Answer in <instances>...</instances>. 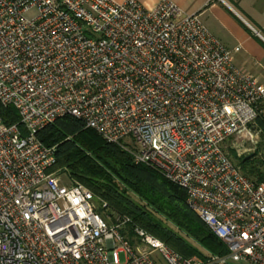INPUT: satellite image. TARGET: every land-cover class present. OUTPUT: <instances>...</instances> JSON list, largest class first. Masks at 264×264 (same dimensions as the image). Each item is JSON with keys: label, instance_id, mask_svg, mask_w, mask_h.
I'll return each instance as SVG.
<instances>
[{"label": "built area", "instance_id": "1", "mask_svg": "<svg viewBox=\"0 0 264 264\" xmlns=\"http://www.w3.org/2000/svg\"><path fill=\"white\" fill-rule=\"evenodd\" d=\"M240 51L170 0H0V103L25 131L0 119V264H264V181L225 148L251 154L262 134L264 85ZM65 117L184 190L228 254L187 259L126 234L128 218L53 171L38 133Z\"/></svg>", "mask_w": 264, "mask_h": 264}, {"label": "trees", "instance_id": "2", "mask_svg": "<svg viewBox=\"0 0 264 264\" xmlns=\"http://www.w3.org/2000/svg\"><path fill=\"white\" fill-rule=\"evenodd\" d=\"M0 119L9 127L18 125L25 134L16 109L5 108L0 103ZM258 124L264 130V120L259 119ZM38 138L46 147L57 149L53 171L67 175L74 184L83 185L96 200L131 221L126 234L133 236V228L140 227L187 259L200 256L207 260L208 257L205 258L182 234L194 239L213 256L228 254L225 244L189 208L184 190L151 167L136 164L129 152L106 142L96 131L85 129L79 120L59 119L40 131ZM241 164L247 178L257 183L264 181L261 161L254 157L243 158Z\"/></svg>", "mask_w": 264, "mask_h": 264}, {"label": "crops", "instance_id": "3", "mask_svg": "<svg viewBox=\"0 0 264 264\" xmlns=\"http://www.w3.org/2000/svg\"><path fill=\"white\" fill-rule=\"evenodd\" d=\"M123 2L124 0H115ZM147 10L163 0H137ZM187 15L200 14L210 32L234 55L236 66L264 85V22L255 28L228 0H170Z\"/></svg>", "mask_w": 264, "mask_h": 264}, {"label": "rangeland", "instance_id": "4", "mask_svg": "<svg viewBox=\"0 0 264 264\" xmlns=\"http://www.w3.org/2000/svg\"><path fill=\"white\" fill-rule=\"evenodd\" d=\"M228 2H230L236 9L237 11L244 17L246 18L255 28H260L259 24H262L264 22V0H228ZM257 131H262V134H260V141L259 144L257 145L255 151L253 150L251 154H247L243 157H239L238 154L232 150V144L233 142H228L226 144V151L228 152V155L230 156V158L233 160V162L240 167L242 172L244 171V168L242 166V160L247 159L250 156H253L254 158H256V160H259L263 163L264 161V130L260 127V125L258 124V129ZM127 145L129 147H134V145L131 143V140L128 139L126 141ZM252 157V158H253ZM61 174V172H60ZM62 180L67 183L66 181V176L62 175ZM134 199L136 201H138L137 198L134 197ZM98 205L101 206L102 203L97 200ZM112 214V211L110 210L109 213H106L105 216H108ZM171 228H173L175 230V233L179 234V230L174 226V225H170ZM182 236L189 241V243H191L194 247H196L202 254H204L205 258L206 257H210L213 256L210 253H208L205 249H203L196 241H194V239L188 237L185 234H182ZM121 261L124 262L125 261V256L121 255ZM192 258H196V259H200L203 260V258H201L200 256H194ZM230 264H249V263H245V262H240V263H230Z\"/></svg>", "mask_w": 264, "mask_h": 264}, {"label": "water", "instance_id": "5", "mask_svg": "<svg viewBox=\"0 0 264 264\" xmlns=\"http://www.w3.org/2000/svg\"><path fill=\"white\" fill-rule=\"evenodd\" d=\"M253 156H250V157H248L246 160H249V159H251Z\"/></svg>", "mask_w": 264, "mask_h": 264}]
</instances>
